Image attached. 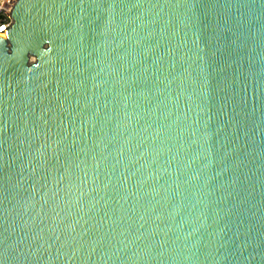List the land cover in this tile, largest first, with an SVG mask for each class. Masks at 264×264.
<instances>
[{
  "label": "water",
  "instance_id": "95a60500",
  "mask_svg": "<svg viewBox=\"0 0 264 264\" xmlns=\"http://www.w3.org/2000/svg\"><path fill=\"white\" fill-rule=\"evenodd\" d=\"M12 17L0 264H264V0Z\"/></svg>",
  "mask_w": 264,
  "mask_h": 264
},
{
  "label": "built area",
  "instance_id": "2783aa9c",
  "mask_svg": "<svg viewBox=\"0 0 264 264\" xmlns=\"http://www.w3.org/2000/svg\"><path fill=\"white\" fill-rule=\"evenodd\" d=\"M17 0H0V37L6 38L14 24L13 9Z\"/></svg>",
  "mask_w": 264,
  "mask_h": 264
},
{
  "label": "snow or ice",
  "instance_id": "6c2138e0",
  "mask_svg": "<svg viewBox=\"0 0 264 264\" xmlns=\"http://www.w3.org/2000/svg\"><path fill=\"white\" fill-rule=\"evenodd\" d=\"M0 30H2V29H0Z\"/></svg>",
  "mask_w": 264,
  "mask_h": 264
}]
</instances>
